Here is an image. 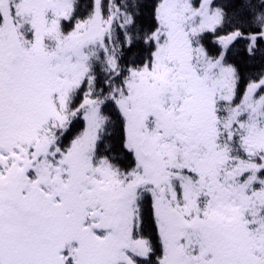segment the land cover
Instances as JSON below:
<instances>
[{
    "label": "snow or ice",
    "instance_id": "1",
    "mask_svg": "<svg viewBox=\"0 0 264 264\" xmlns=\"http://www.w3.org/2000/svg\"><path fill=\"white\" fill-rule=\"evenodd\" d=\"M0 264H264V0H0Z\"/></svg>",
    "mask_w": 264,
    "mask_h": 264
}]
</instances>
